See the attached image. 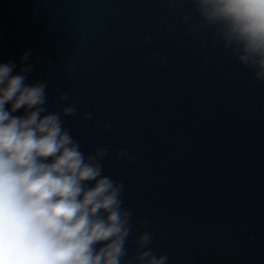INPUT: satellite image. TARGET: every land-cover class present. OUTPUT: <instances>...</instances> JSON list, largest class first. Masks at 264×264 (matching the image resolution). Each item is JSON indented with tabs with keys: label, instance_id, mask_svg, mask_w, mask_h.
<instances>
[{
	"label": "water",
	"instance_id": "95a60500",
	"mask_svg": "<svg viewBox=\"0 0 264 264\" xmlns=\"http://www.w3.org/2000/svg\"><path fill=\"white\" fill-rule=\"evenodd\" d=\"M25 52L50 110L75 103L65 126L85 153L109 148L129 253L147 230L168 264H264V83L192 0H0V62Z\"/></svg>",
	"mask_w": 264,
	"mask_h": 264
},
{
	"label": "clouds",
	"instance_id": "9594fccd",
	"mask_svg": "<svg viewBox=\"0 0 264 264\" xmlns=\"http://www.w3.org/2000/svg\"><path fill=\"white\" fill-rule=\"evenodd\" d=\"M192 4L201 28L264 83V0ZM29 55L19 67L0 62V264H168L151 231L136 236L129 253L132 211L123 183L104 171L109 148L85 153L65 126L75 103L61 93L56 100L64 106L50 110L48 82L29 80ZM115 157L134 159L123 149Z\"/></svg>",
	"mask_w": 264,
	"mask_h": 264
}]
</instances>
